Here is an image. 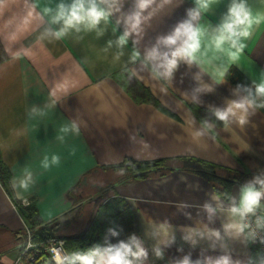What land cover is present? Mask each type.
<instances>
[{"label": "crops", "instance_id": "0c3cea01", "mask_svg": "<svg viewBox=\"0 0 264 264\" xmlns=\"http://www.w3.org/2000/svg\"><path fill=\"white\" fill-rule=\"evenodd\" d=\"M60 2L0 0V41L8 54L0 63V154L11 178L25 167L33 170L37 183L26 200L37 207L44 223L56 219L60 231L71 235L87 230L110 199H124L132 211L133 234L149 253L145 264H178L185 258L189 264H207L223 255L250 264L256 254L250 239L223 230L230 200L220 195L224 210L208 219L203 205L216 207L212 197L218 193L209 177L198 172L196 162L187 160L184 168L133 181L122 180L123 173L114 169L126 158L192 157L244 174L264 171V112L258 109L244 126L233 122L227 129L212 114V109L236 99V86L227 78L216 83L210 71L181 62L172 79L165 81L154 78L141 63L145 51L185 16L193 0H154L122 50L116 41L132 0H125L122 12L109 24L102 22V35L81 32L56 40L45 32L49 18L43 9H54ZM228 2L219 0L206 20L218 23ZM247 44L231 67L258 83L264 72V25ZM120 51L123 55L117 59ZM133 51L140 53L134 63ZM205 85L212 91H195ZM33 105L46 114L30 119L27 110ZM204 120L214 129L194 138ZM72 124L79 135L70 133L60 143L56 137L61 127ZM52 154H59L61 163L45 171L40 163ZM250 179L235 182L230 196L238 198L240 187ZM164 222L167 231L158 230L154 236L153 224L159 229ZM26 226L25 215L0 180V229L11 237L0 264H13ZM211 230H219L221 238L210 237ZM157 247L162 257H156Z\"/></svg>", "mask_w": 264, "mask_h": 264}, {"label": "clouds", "instance_id": "9594fccd", "mask_svg": "<svg viewBox=\"0 0 264 264\" xmlns=\"http://www.w3.org/2000/svg\"><path fill=\"white\" fill-rule=\"evenodd\" d=\"M124 2L125 0H61L54 9H43L44 15L49 18V26L45 32L56 40L81 32L95 31L97 36H100L104 31L100 27L102 22L109 24L115 14L122 12ZM153 2L154 0H132L130 10L124 12V31L116 41L117 48L122 50L128 44L129 37L141 27L142 16ZM218 2L219 0H193V6L185 10V16L177 21L167 34L159 35L155 43L145 51L141 63L150 69L154 78L170 81L178 65L184 62L189 66L196 65L202 71H210L216 83L225 81L229 68L238 64L255 30L264 25V0H229L219 22L212 24L206 20V16ZM117 23H121V20L118 19ZM77 39L82 37L77 35ZM111 46L112 42L109 41V47ZM120 55H123L122 51L116 58L119 59ZM138 59L140 53L133 51L131 61L134 63ZM135 74L133 71L132 75ZM260 77L258 83L253 80L251 85L237 84L232 90L236 99L228 101L225 107L212 109V114L216 120L223 123L225 129L233 122L244 126L248 123L250 115L255 114L258 109H264V72H261ZM204 90L212 91L206 85L195 89L196 92ZM27 114L33 119L46 113L33 105L27 110ZM214 127L213 123L204 120L201 130L195 131L193 136L202 137ZM70 133L79 135L75 124L62 126L56 138L63 144ZM60 163L59 154H52L50 158L45 155L40 167L48 171ZM36 183L37 179H34L30 167L21 169L10 181L16 197L20 200H26V194L30 193ZM212 199L217 201L216 207L211 203L203 205L209 220H212L218 210H224L219 203L220 194H214ZM228 199L230 206L226 211L229 220L223 225L224 232L236 236L244 235L247 239L255 241L256 229H264V216L256 215L257 210L261 208V201L264 200V171L254 175L240 187L238 198L229 196ZM252 217H256L255 228L252 227ZM168 227L167 222L160 224L159 229L153 224V235L155 236L158 230L167 231ZM121 231L118 226L108 228L104 245L94 244L86 250H69L64 247L63 242H56L49 249V264H145L149 253L144 242L136 234H131L127 240L111 242L110 237H119ZM209 236L220 239L221 232L211 230ZM260 242L264 243V238H261ZM154 251L156 257H162L158 247ZM178 264H189V260L185 258ZM195 264L201 262L198 260ZM207 264L240 262H234L228 255H223L215 260L209 259Z\"/></svg>", "mask_w": 264, "mask_h": 264}, {"label": "trees", "instance_id": "16d2710c", "mask_svg": "<svg viewBox=\"0 0 264 264\" xmlns=\"http://www.w3.org/2000/svg\"><path fill=\"white\" fill-rule=\"evenodd\" d=\"M8 58V54L0 41V63ZM227 80L234 86L237 84L251 85L252 82L237 68L231 67L229 69ZM140 88L143 86L140 84ZM147 91V89H145ZM264 112V109H261ZM196 162L199 165L198 172L208 176L211 180L215 191L228 199L231 188L235 182H242L248 180L257 174H244L239 171L231 170L217 164L195 159L192 157L180 158H160L154 160H136L133 158H126L123 162L114 166V169L123 173L122 180H139L151 176H162L168 172L184 168L185 161ZM186 169V168H185ZM0 180L7 190L12 200L20 207L21 211L27 219V224L32 230L34 242H44L52 237H63L66 240V248L69 250H86L94 244L104 245V237L107 229L118 226L122 229L119 237H110L112 243H116L119 239L127 240V238L134 233L132 211L128 203L116 197L110 199L106 204L101 206L98 214L93 220L91 226L77 234H63L59 235L60 228L56 223V219L44 223L39 216L38 209L35 205L30 204L23 206L12 194L10 190L11 172L8 166L4 163L0 154ZM78 189V187H77ZM104 194V190L101 195ZM58 234V235H57ZM25 236V231L22 237ZM256 255V256H255ZM250 264H260L257 258V252Z\"/></svg>", "mask_w": 264, "mask_h": 264}, {"label": "built area", "instance_id": "2783aa9c", "mask_svg": "<svg viewBox=\"0 0 264 264\" xmlns=\"http://www.w3.org/2000/svg\"><path fill=\"white\" fill-rule=\"evenodd\" d=\"M31 202L24 200L22 205L28 206ZM257 216H264V208H259L256 213ZM255 219L252 217V227L255 228ZM257 239L255 241L250 240L251 244L256 248L257 258L260 264H264V243H261V238H264V229H256ZM32 230L27 224L25 228V240L21 246L18 256L14 260L13 264H44L50 260L51 253L50 247L56 242H63L66 248V240L63 237H52L44 242H34L32 236Z\"/></svg>", "mask_w": 264, "mask_h": 264}, {"label": "rangeland", "instance_id": "374dc122", "mask_svg": "<svg viewBox=\"0 0 264 264\" xmlns=\"http://www.w3.org/2000/svg\"><path fill=\"white\" fill-rule=\"evenodd\" d=\"M101 196H102L101 192H99V194L96 197V199H100ZM59 235L63 236V233L60 231ZM10 240H11L10 235H7L3 230L0 229V254L1 253H5L4 251H7L6 249L10 245Z\"/></svg>", "mask_w": 264, "mask_h": 264}]
</instances>
